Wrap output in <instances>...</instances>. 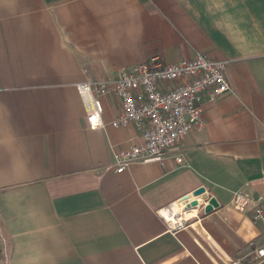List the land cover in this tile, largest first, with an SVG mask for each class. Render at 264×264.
<instances>
[{
  "label": "crops",
  "instance_id": "0c3cea01",
  "mask_svg": "<svg viewBox=\"0 0 264 264\" xmlns=\"http://www.w3.org/2000/svg\"><path fill=\"white\" fill-rule=\"evenodd\" d=\"M196 53L227 62L228 91L201 94L202 126L161 164L115 172L141 138L110 125L112 82ZM84 81L110 83L102 128L84 127ZM199 186L218 207L199 198L168 231L160 212ZM238 191L264 208V0H0V264H264V222L232 208Z\"/></svg>",
  "mask_w": 264,
  "mask_h": 264
},
{
  "label": "built area",
  "instance_id": "2783aa9c",
  "mask_svg": "<svg viewBox=\"0 0 264 264\" xmlns=\"http://www.w3.org/2000/svg\"><path fill=\"white\" fill-rule=\"evenodd\" d=\"M226 63L201 53L175 63H164L159 56L153 55L143 63L121 70L112 82L113 92L120 102V111L110 125H131L141 140L114 154V171L123 172L137 162L161 164L168 150L190 130L200 128L201 94L210 90L213 96H219L229 89L224 75ZM109 84L108 81L76 84L85 109L84 127L88 130L104 126L100 97L108 90ZM176 161L180 162L181 159L176 158ZM258 202L254 196L238 191L233 193L230 204L239 212L255 207V219L264 222V208L258 206ZM178 203L160 212L170 232L185 228L191 214L185 202ZM250 256L253 262L263 260L264 243L254 247ZM225 264L246 263L237 258L229 259Z\"/></svg>",
  "mask_w": 264,
  "mask_h": 264
},
{
  "label": "water",
  "instance_id": "95a60500",
  "mask_svg": "<svg viewBox=\"0 0 264 264\" xmlns=\"http://www.w3.org/2000/svg\"><path fill=\"white\" fill-rule=\"evenodd\" d=\"M199 198H201L202 200H206V204L203 208V211L206 213L211 211L213 208L218 207V202L216 201V199L213 196L208 197L203 186H199L189 194H186L181 198L179 202H185L186 209H194L198 206Z\"/></svg>",
  "mask_w": 264,
  "mask_h": 264
},
{
  "label": "bare ground",
  "instance_id": "6f19581e",
  "mask_svg": "<svg viewBox=\"0 0 264 264\" xmlns=\"http://www.w3.org/2000/svg\"><path fill=\"white\" fill-rule=\"evenodd\" d=\"M174 207H176V206H174Z\"/></svg>",
  "mask_w": 264,
  "mask_h": 264
}]
</instances>
